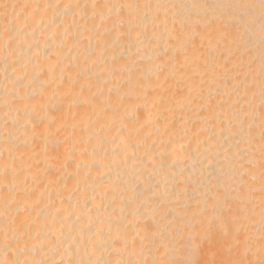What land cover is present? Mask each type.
<instances>
[{
	"label": "bare ground",
	"instance_id": "obj_1",
	"mask_svg": "<svg viewBox=\"0 0 264 264\" xmlns=\"http://www.w3.org/2000/svg\"><path fill=\"white\" fill-rule=\"evenodd\" d=\"M262 68L260 0H0V264H261Z\"/></svg>",
	"mask_w": 264,
	"mask_h": 264
},
{
	"label": "snow or ice",
	"instance_id": "obj_2",
	"mask_svg": "<svg viewBox=\"0 0 264 264\" xmlns=\"http://www.w3.org/2000/svg\"><path fill=\"white\" fill-rule=\"evenodd\" d=\"M260 6H261L262 10H264V0H260ZM122 7H124V6H122ZM127 7H132V6L128 5ZM145 7H148V5H145ZM161 7H164V6L163 5H157V8H161ZM193 7H195V5H193ZM239 7L250 8V6H248V5H239ZM261 74H262V81H264V68H262ZM22 264H30V262L26 260V261L22 262ZM31 264H39V262L33 261V262H31ZM261 264H264V260L261 261Z\"/></svg>",
	"mask_w": 264,
	"mask_h": 264
}]
</instances>
